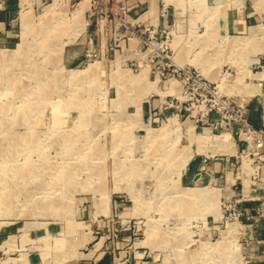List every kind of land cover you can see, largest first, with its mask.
Masks as SVG:
<instances>
[{"label":"rangeland","instance_id":"obj_1","mask_svg":"<svg viewBox=\"0 0 264 264\" xmlns=\"http://www.w3.org/2000/svg\"><path fill=\"white\" fill-rule=\"evenodd\" d=\"M79 1L23 0L0 28V264H254L261 176L204 133L240 141L264 15L241 33L253 0H157L158 27ZM213 160L234 181L203 182Z\"/></svg>","mask_w":264,"mask_h":264},{"label":"crops","instance_id":"obj_2","mask_svg":"<svg viewBox=\"0 0 264 264\" xmlns=\"http://www.w3.org/2000/svg\"><path fill=\"white\" fill-rule=\"evenodd\" d=\"M87 1L88 0H85L84 9H82L79 13H88L89 8H87ZM22 2L23 0H8L6 5L0 8V28H23L22 20L15 19V22H12L14 17L17 18L18 13L20 18H22V16H24V13L29 12L28 8L23 12ZM128 2L130 4V14L132 18L136 17L135 19H140L143 21L145 20L146 22L157 24L158 27L169 25L172 18L171 13L167 12L164 15H161L157 0H128ZM253 2V4L249 5L246 9L243 10V13H245L244 21L238 23L237 25L233 24L232 29L236 32L245 33L248 30V27H251V24L256 21L257 17L264 15V0H253ZM261 70H264L263 65L262 68L258 71ZM255 78L258 81L250 83L254 87L253 90L255 91V94H253L248 102L247 112L249 119L256 126L264 127V80H260V78H258L257 76H255ZM228 133L232 134V132L230 131ZM232 135L234 137V143L231 149L226 151H229L228 153L235 154L238 148H244V142L241 140L238 141L236 136L234 134ZM232 151H235V153H232ZM204 167L205 168L201 172L202 174L199 177L203 178V182L207 181V179L210 180V178H213V176L217 178L218 181H223L226 174L232 175L230 180L234 181V178L236 176L234 175L235 172L232 170L231 164L229 162L227 163L225 160H222L220 162L213 160L211 162L205 163ZM243 168L245 170V166ZM263 195L264 174L263 176H261L258 184L254 188H252L251 198H249V202L255 204L258 202L260 196ZM249 234L252 238L249 249L253 257L254 264H264V219L258 226H254V229L250 230Z\"/></svg>","mask_w":264,"mask_h":264},{"label":"built area","instance_id":"obj_3","mask_svg":"<svg viewBox=\"0 0 264 264\" xmlns=\"http://www.w3.org/2000/svg\"><path fill=\"white\" fill-rule=\"evenodd\" d=\"M120 1L124 2L125 0ZM239 134L240 140L245 144L244 154L250 157L251 163H254V165H250L248 171H243L244 174L253 175L255 178L263 176L264 127L256 126L244 112H241Z\"/></svg>","mask_w":264,"mask_h":264},{"label":"bare ground","instance_id":"obj_4","mask_svg":"<svg viewBox=\"0 0 264 264\" xmlns=\"http://www.w3.org/2000/svg\"><path fill=\"white\" fill-rule=\"evenodd\" d=\"M254 75L257 76L258 78H260V80H262V81L264 80V70L258 71L256 73H254ZM2 113H4V112H2ZM204 136L208 139H212V141H215L217 144H219L222 147L223 150H230L233 143H234L233 135L231 133H228V132L216 135V134H213L210 129H207L204 133ZM199 192H200V195L202 194L203 196H208L210 194L214 195V193H215L212 189H204L203 191H199Z\"/></svg>","mask_w":264,"mask_h":264}]
</instances>
